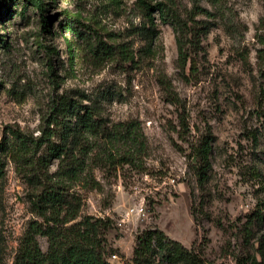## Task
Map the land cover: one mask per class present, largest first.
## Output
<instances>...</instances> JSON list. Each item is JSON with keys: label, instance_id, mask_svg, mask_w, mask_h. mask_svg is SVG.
<instances>
[{"label": "rangeland", "instance_id": "1", "mask_svg": "<svg viewBox=\"0 0 264 264\" xmlns=\"http://www.w3.org/2000/svg\"><path fill=\"white\" fill-rule=\"evenodd\" d=\"M42 1L43 16L25 0H0V148L10 131L36 141L61 100L93 108L109 127L136 122L141 169L92 164L99 186L72 190L81 216L113 221L110 263L134 264L137 236L158 229L203 264H264V0H176L183 17L195 2L204 11L184 68L169 23L157 22L150 46L141 36L135 0ZM106 46L117 52L100 53ZM203 142L205 169L195 156ZM18 157L0 150V264H14L40 190Z\"/></svg>", "mask_w": 264, "mask_h": 264}, {"label": "trees", "instance_id": "2", "mask_svg": "<svg viewBox=\"0 0 264 264\" xmlns=\"http://www.w3.org/2000/svg\"><path fill=\"white\" fill-rule=\"evenodd\" d=\"M25 1L43 16L42 0ZM204 1L213 7L220 2ZM135 6L146 20L141 36L149 46L156 36L157 22L172 26L177 61L184 68L190 59V49L199 46L203 33L195 20V16L204 13L198 2L186 17L179 14L176 0H135ZM109 50L117 52L112 46L99 52L105 54L104 51ZM10 132V139L3 142L0 150L6 152L14 148L18 161L29 168L30 180L40 186L29 201L35 219L28 224L14 264H111L107 258L106 234L113 229V221L81 216L82 198L72 190L77 185L84 189L99 186L91 174L92 164L110 166L114 170L124 165L141 169L147 144L140 126L128 122L109 127L93 108L61 100L50 108L36 141L21 132ZM41 149L46 156L35 158ZM211 150L210 142H203L196 151L203 169L209 166ZM50 159L57 161L54 172L47 168ZM38 238L46 239V252L41 250ZM154 257L158 258L156 263ZM133 261L134 264H203L196 254L179 242L169 240L158 229H148L137 236Z\"/></svg>", "mask_w": 264, "mask_h": 264}]
</instances>
